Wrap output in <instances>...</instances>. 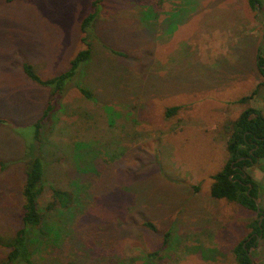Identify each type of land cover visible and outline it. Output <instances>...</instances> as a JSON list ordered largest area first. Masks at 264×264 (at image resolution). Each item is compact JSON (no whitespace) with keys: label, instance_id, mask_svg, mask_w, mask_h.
Listing matches in <instances>:
<instances>
[{"label":"rangeland","instance_id":"1","mask_svg":"<svg viewBox=\"0 0 264 264\" xmlns=\"http://www.w3.org/2000/svg\"><path fill=\"white\" fill-rule=\"evenodd\" d=\"M158 1L0 0V233L17 229L30 148L46 166L37 205L47 222L32 264H235L232 248L256 215L209 188L227 160L229 124L264 106L237 102L262 80L264 0L258 19L249 0ZM93 2L92 56L78 80L94 100L68 87L33 142L48 91L22 64L42 79L64 72L84 49L79 27ZM247 172L264 207V163ZM50 186L73 192L77 209L45 212ZM257 245L252 259L264 264V239ZM6 255L0 248V263Z\"/></svg>","mask_w":264,"mask_h":264},{"label":"trees","instance_id":"2","mask_svg":"<svg viewBox=\"0 0 264 264\" xmlns=\"http://www.w3.org/2000/svg\"><path fill=\"white\" fill-rule=\"evenodd\" d=\"M150 2L151 8L157 9L159 1L150 0ZM256 4L261 6V1L249 0L251 8L255 9ZM92 8L94 10L87 14L79 27L80 33L83 35L84 49L79 50L74 55L64 72L42 79L36 74L31 63L24 62L22 64V71L26 78L48 91L47 104L40 117L33 123V142L41 141V131L50 122L52 123V116L61 108L59 104L67 93L68 87L75 88L83 98L94 100L93 92L78 80V74H80L83 66L91 60L92 56V48L86 40L90 26L94 23L99 11L97 2H93ZM255 65L262 80L249 95L237 101L242 105H247L251 100L257 101V99H261L264 104V57L259 50L256 53ZM177 109V107L168 109L167 116H171ZM5 122L0 120V125L5 124ZM229 130L226 144L227 160L222 169L211 176L212 183L209 194L212 199L236 203L255 213V219L247 225L250 232L242 241L233 246L232 254L235 264H256L252 259L251 249L258 246L255 234H261V239H264V209L260 204V185L247 172V169L255 164L262 165L264 162V106L261 109L250 106L245 108L237 119L229 124ZM30 154L29 148L26 152L29 165L25 171V179L20 190L21 205L19 217L17 218V229L12 235L0 233V248L7 250L5 261L0 264H32L31 246L36 236H43L37 232L45 234L46 213L38 209L37 200L43 192L46 166L41 155L31 156ZM3 165L1 164V166ZM49 189L51 199L44 208L45 212L48 214L56 211L71 213L70 210L75 211L77 209L76 196L73 192L54 186H50ZM195 189L197 190V188ZM256 203H258V206ZM261 216H263V220L259 225ZM144 226L156 231L150 222H145ZM169 235L170 233H166L163 236L162 248L167 245ZM158 255L159 252L156 251L148 254V257L155 259Z\"/></svg>","mask_w":264,"mask_h":264},{"label":"water","instance_id":"3","mask_svg":"<svg viewBox=\"0 0 264 264\" xmlns=\"http://www.w3.org/2000/svg\"><path fill=\"white\" fill-rule=\"evenodd\" d=\"M255 7H256V13H257L256 19H258V16H259V13H260V11H259V5L256 4ZM261 21L264 22L263 20H261ZM256 205L258 206V203H256ZM262 220H263V216H261L260 219H259V225H260V223H261ZM255 237H256V240L258 242H260L262 235L261 234H259V235L258 234H255Z\"/></svg>","mask_w":264,"mask_h":264},{"label":"crops","instance_id":"4","mask_svg":"<svg viewBox=\"0 0 264 264\" xmlns=\"http://www.w3.org/2000/svg\"><path fill=\"white\" fill-rule=\"evenodd\" d=\"M264 163V162H263ZM257 183H258V181L257 180H255ZM260 194H261V192H260ZM262 208L264 209V207L262 206ZM259 243V242H258ZM259 264H261V263H259Z\"/></svg>","mask_w":264,"mask_h":264}]
</instances>
